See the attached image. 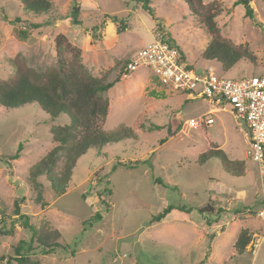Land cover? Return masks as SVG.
<instances>
[{
    "label": "rangeland",
    "instance_id": "rangeland-1",
    "mask_svg": "<svg viewBox=\"0 0 264 264\" xmlns=\"http://www.w3.org/2000/svg\"><path fill=\"white\" fill-rule=\"evenodd\" d=\"M49 1V13L32 17L24 16L21 0H0V81L12 72L8 60L17 56L34 69L57 67L59 36L65 38L64 47L69 43L80 49L92 75L108 82L124 62L155 38L167 36L197 73L211 68L218 75L240 79L264 72V0H252L254 18L246 17L244 6L233 7L235 0H204L217 1L225 10L217 18L223 36L256 57L226 73L218 62L203 58L211 37L183 0H149L150 12L145 0ZM75 5L80 6L81 23L73 19ZM17 17L23 22L15 23ZM121 21L128 28L118 33ZM29 22L43 26L28 29ZM20 31L28 33L26 40L19 37ZM123 74L106 94L110 111L101 127L110 136L126 132L118 142L80 157L67 193L60 197L46 177H37L38 192L31 189L29 178L56 146L52 128L69 125L70 117L62 114L56 122H47L49 115L35 105H0V214L15 220L14 202L25 198L22 212L30 223L45 228L44 234L59 232V241L70 245L39 256L42 264H264V218L259 216L264 212V168L245 155L244 125L236 122L229 107L213 113L207 99L163 85L147 68L127 78ZM207 118H213V124H207ZM154 126L165 129L150 131ZM20 143V158L8 160ZM218 150L231 161L243 160L245 175L226 172L223 158H202ZM38 193L47 207L33 203ZM170 206L176 209L166 220L150 225L152 216ZM182 206L192 211H179ZM208 206L215 212L201 213ZM97 212L102 219L91 220ZM244 231L251 240L238 254L234 246ZM32 236L21 222L12 236L2 235L0 228V264H6L1 257L13 256V247L21 241L36 247Z\"/></svg>",
    "mask_w": 264,
    "mask_h": 264
},
{
    "label": "trees",
    "instance_id": "trees-1",
    "mask_svg": "<svg viewBox=\"0 0 264 264\" xmlns=\"http://www.w3.org/2000/svg\"><path fill=\"white\" fill-rule=\"evenodd\" d=\"M149 0H145L144 8L150 12ZM191 13L196 16L211 37V43L204 52L203 58L208 61H216L221 65L223 72H229L237 63L249 60L252 63L256 57L246 47L234 44L231 40L225 38L222 30L218 25L217 18L222 14L223 7L217 1L206 4L204 0H183ZM252 0H235L233 7L242 5L245 8V15L254 18L255 11L251 7ZM23 5L24 16L32 15L38 17L42 14L49 13L52 9V3L49 0H21ZM233 8L228 9L230 12ZM227 10V11H228ZM80 6L75 5L72 10V16L76 23L79 22ZM110 17V16H109ZM117 21V17H110ZM7 19V18H6ZM15 23L23 22L21 17L14 20ZM117 32H125L127 25L121 21ZM43 26L41 23L29 22L28 29H39ZM22 40L28 38V33L20 31ZM162 40L170 47L176 48L186 61L184 52L171 39L170 36L163 37ZM64 36H59L56 40L58 49V65L43 70L29 67L21 57L9 59L8 62L12 69L8 78L0 81V105L20 109L29 105H35L41 108L49 115L47 122H56L62 114L70 117V124L56 126L52 128V141L56 143L43 159L39 161L29 178V184L34 192L39 191L37 177L44 176L50 182L55 194L63 196L67 193L68 185L72 179L73 170L75 169L80 157L85 155L91 149H98L107 146L116 141L118 136L124 134L107 135L102 129V123L107 118L110 111V102L106 94L110 89L116 86L122 79V72L129 61L124 62L120 73L117 77L108 82L105 77H96L85 67L82 62V55L79 48L67 43L64 47ZM1 46V43H0ZM64 48L70 52V58L65 56ZM120 64L121 62H117ZM191 69V66L188 65ZM192 70V69H191ZM123 74V75H124ZM165 127L154 126L150 131L164 130ZM168 137L173 136L171 127H168ZM166 138L161 140L165 143ZM24 145L20 143L16 154L8 157L10 161H16L20 158ZM223 158L224 170L233 176L241 177L245 175L244 161H231L222 151L209 152L203 154L202 158ZM132 167V166H129ZM158 182H161L158 180ZM111 196V193H110ZM101 198V197H100ZM102 200V199H101ZM104 201V200H103ZM26 202L25 198H17L14 202V216L0 214V228L2 235L12 236L15 225L21 222V227L33 233L32 243L36 247L21 241L13 247V256H2V261L6 264H42L39 256H50L60 249H70L68 243L63 244L59 239L61 235L56 231H47L45 228H36L30 223V217L22 212V205ZM33 203L40 205L42 208L48 206V202L38 193ZM110 205V204H107ZM176 208L170 206L162 212L152 216L150 225L158 224L166 220ZM179 211L187 214L192 209L182 206ZM215 212L213 208L206 207L201 213ZM102 215L97 212L91 220H101ZM90 220V222H91ZM36 232L40 237H36ZM250 237L247 231H244L238 237L235 243V249L238 254H242L248 244ZM209 255L206 256V259ZM204 263V261L202 262Z\"/></svg>",
    "mask_w": 264,
    "mask_h": 264
},
{
    "label": "built area",
    "instance_id": "built-area-1",
    "mask_svg": "<svg viewBox=\"0 0 264 264\" xmlns=\"http://www.w3.org/2000/svg\"><path fill=\"white\" fill-rule=\"evenodd\" d=\"M140 67L153 71L163 85L191 94L195 99H207L213 113L229 107L236 122L244 125L241 132L247 143V159L264 168V72L240 79L218 75L211 68L197 73L189 69L180 52L162 38H155L153 44L132 58L124 76ZM205 122L213 124L214 119L207 118ZM259 216L264 218V212Z\"/></svg>",
    "mask_w": 264,
    "mask_h": 264
},
{
    "label": "crops",
    "instance_id": "crops-1",
    "mask_svg": "<svg viewBox=\"0 0 264 264\" xmlns=\"http://www.w3.org/2000/svg\"><path fill=\"white\" fill-rule=\"evenodd\" d=\"M124 78H127V76H126V77H124Z\"/></svg>",
    "mask_w": 264,
    "mask_h": 264
}]
</instances>
